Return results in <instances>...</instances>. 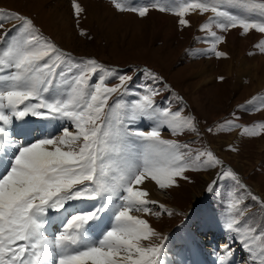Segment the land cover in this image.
Listing matches in <instances>:
<instances>
[{
  "label": "rangeland",
  "instance_id": "1",
  "mask_svg": "<svg viewBox=\"0 0 264 264\" xmlns=\"http://www.w3.org/2000/svg\"><path fill=\"white\" fill-rule=\"evenodd\" d=\"M83 1L0 0V33L10 27L15 28L12 22L8 24L9 21L21 22L23 33L21 37H11V30H7L9 34H5V41V36L0 34V44L4 42L0 45V60L6 63V67L0 69V74L9 72L13 77L12 65L17 64L23 55L28 59V66L21 67L26 72L23 74L37 78L35 90L28 97L0 100L1 119L3 116L9 119L10 109L16 113V118L18 115L19 119L23 117L45 124L49 123L50 112L66 117L71 116L72 110L81 115L80 124L73 130L67 126L64 130L68 131L45 142L49 147L57 146L64 151L59 152L62 156L56 154L58 161L48 163L39 188L26 198L10 219L6 237L11 247L17 246L18 254L7 264L21 262L24 259L21 257L23 248L29 250L26 246L30 244V219L36 213L32 211V216H29V202H36L32 205L37 210L52 213L62 210L71 197L97 199L96 194L102 186L109 188L112 185L109 172L111 177L116 174L120 176H115L113 181L124 189V193L130 192L125 185V177L118 173L122 168L126 169V160L130 161L133 178L146 174L156 181V193L161 197V202L154 205L145 203L130 192L133 208L127 214L129 217L124 219H128L127 224L131 222L130 218L135 219V223L143 222L156 238L163 239L164 231V235L171 232L172 243L178 231L184 241L186 236L193 234L202 247L203 244L210 246L208 253L213 264H218V256L226 262L223 264H264V68L262 73H258L255 66L260 60L258 56L264 58V51L260 47L254 51L259 53L255 56L258 60L255 58L253 61L252 57L247 56V67H243L242 59L260 46L258 39L261 38L264 45V33H261V30L264 32V9L261 8L264 7V0H247L251 10L260 13L261 21L245 30L222 14V4L231 0H202L203 4L189 6L181 3V0H176L179 2L177 5L175 0H150V5L157 9H150L138 16L120 13L121 7L108 0H88L87 5L93 10L99 6L113 14L103 17L100 13V20L96 21L88 18L89 11L81 7ZM60 13H64L62 17ZM193 17H198L195 18V25L191 24ZM238 29L242 30L239 34ZM231 33H236L237 37V45L233 49L227 47L226 41ZM249 37L252 39L247 42ZM23 47H27V50ZM73 55L78 57L77 62H72ZM85 56H93L102 62L87 61L89 73L86 75L79 71ZM138 65H144L146 69L133 80ZM228 68L231 74H228ZM82 75L85 77L81 79ZM127 81L132 83V87L127 88ZM71 84L82 87L79 101L71 91L68 92ZM134 87L140 89L143 95L137 89L129 90ZM55 92L63 95L64 101L71 95L72 101H68L71 103H60L54 96ZM196 97L200 98L204 114L201 108L202 112L195 108L193 99ZM35 100L39 101V105L33 103ZM156 101H160L157 104L163 108H158L160 114L155 109L157 104L151 108L161 119L158 127L154 129V124H149L144 130L135 127L148 115L141 116L128 127L131 131L156 137V140L141 143L140 139H134L139 142L136 147L137 141H130L118 149L117 145L126 134L127 121L136 118V114H144L145 107ZM37 106L42 108L43 113H38ZM83 108L86 112H83ZM175 114L188 124L180 129L172 127L164 130L161 124L165 125L164 122L169 119L166 117L175 118ZM4 123L9 122L6 120ZM162 133L166 137L165 143L174 145L177 162L163 161L161 158L142 159L140 153L145 145L151 147L164 142L160 135ZM108 134H111V141L116 146L111 145ZM141 139L143 142L144 139L149 140L147 137ZM60 142L66 147L62 148ZM33 143L40 144L41 140L35 139ZM95 148L99 153V163H102V169L93 167L96 176L90 167V156ZM222 163L225 169L217 179ZM94 189L96 191L92 192ZM106 191L104 188L102 195ZM115 192L117 195L123 193ZM195 194L197 196L194 197ZM107 197L111 201L114 193ZM203 204H207L204 206L208 210L201 208L198 211ZM104 209L100 214L105 212ZM183 216L189 218L190 223L195 222L205 229V237L211 243L200 242L199 235L190 232L192 227L187 228L180 223ZM88 218L83 214L81 219L85 222ZM69 219L71 217L66 220L70 222ZM121 220L119 216L115 229ZM98 223L103 224V219ZM51 228L56 230L57 226L53 223ZM208 229H211L209 235ZM112 231L114 228L109 230L107 239ZM215 235L217 238L212 243ZM164 239L162 251L168 246ZM82 246L83 241L78 247ZM168 247L177 249L182 256L181 246L171 244ZM222 250H226L225 253ZM158 254L154 256L153 263L151 257H147L144 264H157ZM192 254L193 257L185 254L182 263L198 262V254Z\"/></svg>",
  "mask_w": 264,
  "mask_h": 264
},
{
  "label": "bare ground",
  "instance_id": "2",
  "mask_svg": "<svg viewBox=\"0 0 264 264\" xmlns=\"http://www.w3.org/2000/svg\"><path fill=\"white\" fill-rule=\"evenodd\" d=\"M184 1L190 5V4H195L200 0H184ZM180 2L182 3V0ZM87 4H88V0H84L81 3V7L86 12L89 11L87 16L91 20L94 19H95L94 21L100 20L99 19V16H101L100 13L103 15V17H107L109 14H112L109 11H103L99 6L97 7L96 10H93L92 7ZM221 11L222 14L228 20H230L235 25H237L238 28L240 27V29H244V30L245 28L248 29L261 21V18L259 16L260 13L257 14L253 10H251V7L247 0L225 1L222 4ZM97 12H99V14ZM63 14L64 13H60L59 16L62 17ZM195 18L197 19L198 17H193L192 21L190 20L192 25H195L197 23ZM241 31L242 30L238 29L237 33L239 34L241 33ZM261 33L264 32H262L261 30ZM228 36L229 37L226 40L227 47L229 46L231 47V49H233L235 48V45H237L236 33L228 34ZM248 39L249 40L247 42L251 41L252 38L249 37ZM258 40L260 46H256L252 50L253 54L250 52L246 56H243L242 59H243V67L244 66L247 67V63H246L248 61L247 56L248 58L252 57L251 60L253 61L255 60V58H257L258 60V57H260L258 65L256 63H255L256 65L255 64L254 65L257 68V72L262 73L264 68V58L263 56H258L259 53L256 54V52H254L258 50L257 47H260L259 49H262L264 51V45L263 42H261L262 41L261 38ZM229 62L230 61H228V63ZM228 70L229 68L227 69V71ZM230 72L231 70H229L228 74H231ZM8 73L0 74V100L5 101L8 99L10 100L12 98L14 100L17 98L23 99L24 97H28L35 90L34 85L36 84L37 78L29 77L24 75L23 73H18V72H16L15 75L12 77V75ZM97 89L99 88L97 87ZM70 99H71V95L67 97V101H69ZM193 102L195 108L201 112L203 110L202 113L204 114V107L201 104L200 99L194 98ZM83 110H81V112L82 111L86 112L84 108ZM150 111L151 113L145 115V116L148 115L147 118L138 123V125H140L143 128V130L145 129L146 126H149V124H151L150 126L154 124L153 127L154 129L158 127V124H160L159 122L161 121V119L157 118L156 113L154 111L152 110ZM9 113H10L9 115L10 120L5 119L4 117L3 120L4 121L7 120V122H9V124L12 126V123L15 122L16 120L18 122V119L16 118V113H14L12 109L9 110ZM174 117L175 118H171L170 116L166 117L169 119L164 122L165 125L161 124V127L167 131L172 129V127L176 129H180L188 124L179 115L175 114ZM69 124L71 126H74L73 122H70ZM135 127L138 126L135 125ZM28 134H30L29 126L27 124L24 125L18 124L16 125L15 130L12 132V134L9 135V137L17 139V140L15 139L11 140L9 138V140L12 141L13 143V146L11 147L13 148V150L11 151V155L12 158L16 157V159L14 160V164L17 166V168H15L16 166L12 164L13 167L11 166L10 169L5 171V174L2 176V180L0 182V264H7L8 261L12 260L18 254V251H16L17 246L13 245L11 247L10 241L5 240L4 238V235L7 232V226L10 223V219L14 217V214L18 211L19 207L23 205L22 203L24 201H26V198L34 194L35 190L39 188V185L41 184L45 176L44 170H46V166L48 165V163L49 162L52 163V160L58 161L59 158L56 156V154L62 156L60 153L64 151V150L60 151L57 146L49 147L50 145L48 144V142L34 144L26 150H21L19 148H16L21 138L25 137ZM160 135L162 137L161 139L164 140V142L161 143L162 145L158 143L153 144L151 147L150 145L149 146L145 145L141 149V153H140L142 159L159 160L161 158L163 161L174 160L175 162H177V155L174 153L173 150L174 145L172 146L165 143L166 137L164 136V133ZM68 145L72 146L71 143H68ZM61 147L64 148L66 147V145L61 144ZM129 163L130 161L126 160L125 162L126 169L122 168V170L118 172L120 175L122 174L125 177L126 180L125 185L128 187L129 191L132 192V194H134L133 196H137L145 203L158 205L161 202L160 199L161 197L158 196L160 194L156 193L157 191L156 181L151 179L149 175L146 174L139 176V178L137 177L133 178V175H131L133 171L132 168H130ZM124 169L125 172L123 171ZM113 193H114L113 199H111V201L108 202L109 203L108 210L111 213L120 212L118 214V217L120 216L122 220L116 226V229L114 227V231H112L110 237L106 241L102 242L101 245H99L100 247L98 246L92 247L88 241L81 239L80 233L72 225V218L69 220L74 229L68 227L67 222H65V220L68 217L76 216L80 212H88L93 210L94 207L96 206L95 203H91L88 201L72 202L71 204H69L68 211L65 212L66 218L64 216L59 217L56 215L41 216L38 213H33V216L31 215L33 217V223L31 222L29 228L28 240L30 242H35L37 247H35L33 251L32 250L26 251L23 248L22 257L24 259L21 260L20 264H144V262L147 263V259H146L147 257H151L150 261H152L153 263L154 258L157 255V252L159 250L162 251V243H161L162 238H156L154 232L151 229H149L143 222L135 223V219L133 221L132 218H130L131 222L127 224L128 219L127 220L124 219L129 217L127 216V214H129V212L133 208L132 207L133 201L131 200L130 196L127 195L125 197V200L127 201H123L122 204L123 206H122L121 196L117 195V193L114 190H107L106 193L102 195L103 198H101L103 203L109 201L107 195L108 194L111 195ZM132 194L130 195L132 196ZM195 196L197 195L195 194L194 197ZM34 203L36 202L33 201L29 202V205H32ZM93 216L97 217L95 213H93ZM53 223L54 225L57 226L56 230H53L51 228V224ZM80 226L82 225H78V228ZM165 233L166 232L164 231L162 237L164 236ZM214 233H212V235ZM216 238L217 235H215V239L212 241V243H214ZM82 241H83V246L78 247V245ZM185 241L187 246L185 248H182V256L177 249H171L168 246H166L163 252H161L160 255L158 254L157 256L158 257L157 264H183L185 260L184 253L186 248H190V249L197 248L202 253V254H198L199 261L195 262V264H213L212 257L208 253V251L210 250L209 249L210 246L208 247V245H206L207 246L206 248L207 251H206V249L201 246L199 240L193 234L186 236ZM222 251H223L222 253H225L226 250H222ZM189 253L192 252L189 251ZM17 257H20V255ZM190 257H193V254H190ZM188 261L190 262L191 259ZM217 261L218 264H223V262H225L222 261L219 258V256L217 258Z\"/></svg>",
  "mask_w": 264,
  "mask_h": 264
},
{
  "label": "crops",
  "instance_id": "3",
  "mask_svg": "<svg viewBox=\"0 0 264 264\" xmlns=\"http://www.w3.org/2000/svg\"><path fill=\"white\" fill-rule=\"evenodd\" d=\"M123 8H121L120 10V13H132V14H135V16H138L140 13L142 12H147V11H150V9H145V8H141V7H138L136 6L135 4H132V3H128L125 5V6H122ZM119 9V8H118ZM197 98V97H196ZM199 98V97H198ZM200 99V98H199ZM151 113V111L149 112ZM145 116V115H144ZM143 117V116H142ZM140 130H143V128L139 125L138 126Z\"/></svg>",
  "mask_w": 264,
  "mask_h": 264
}]
</instances>
